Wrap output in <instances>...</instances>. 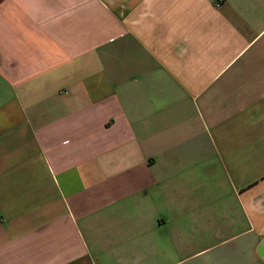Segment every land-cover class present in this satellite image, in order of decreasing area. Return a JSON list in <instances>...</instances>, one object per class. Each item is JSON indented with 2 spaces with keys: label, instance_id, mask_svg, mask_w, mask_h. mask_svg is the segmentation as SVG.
Here are the masks:
<instances>
[{
  "label": "crops",
  "instance_id": "crops-1",
  "mask_svg": "<svg viewBox=\"0 0 264 264\" xmlns=\"http://www.w3.org/2000/svg\"><path fill=\"white\" fill-rule=\"evenodd\" d=\"M0 264H264V0H0Z\"/></svg>",
  "mask_w": 264,
  "mask_h": 264
}]
</instances>
